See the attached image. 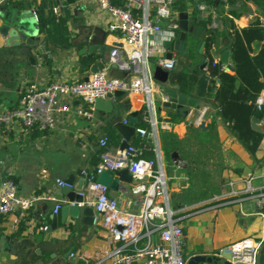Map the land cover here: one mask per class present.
<instances>
[{
    "label": "crops",
    "instance_id": "0c3cea01",
    "mask_svg": "<svg viewBox=\"0 0 264 264\" xmlns=\"http://www.w3.org/2000/svg\"><path fill=\"white\" fill-rule=\"evenodd\" d=\"M18 1L4 0L3 3V0H0V12L7 17L10 13L15 16L18 9L26 8V1L30 9V18L34 20L31 28L37 35L46 39L48 51L42 55L34 51L32 54L34 63L29 59L28 53L25 58L18 60L17 57L13 58L12 54L18 56L19 48L7 47L6 43L10 39L8 32L0 33V93L2 95L0 114L17 107L25 94L26 87L30 84L36 83L43 87L54 81L73 82L85 79L91 72L82 70L80 62L82 56L94 55L96 56L94 62L107 59L112 47L122 44L118 34H109L106 31L102 23L104 14L99 11L96 0H75L72 4L65 0L67 9L74 16L67 21V32L72 36L74 44L69 48L50 42L40 31L38 21L34 17L37 7L43 2L44 15H50L51 7L56 0H22V5H19ZM195 2L189 0L184 12L191 28L202 25L197 20ZM194 11L196 13H193ZM180 14L175 10L174 18L177 21L180 19ZM256 15L253 6L252 10L244 12L240 18L235 19V22L238 26L245 27ZM161 24L162 33L152 38L154 56L151 58V64L154 70L156 67H161L160 59L167 58L170 52L177 53L175 70L179 59L187 61L190 55H193L194 62L208 60L210 64L211 57L214 59L211 50L215 49L220 53L224 50L223 45L228 42L227 37H223L218 45H212L207 51L206 42L201 48V42L206 37L205 30L198 36L189 31L184 32L181 28L178 35H175L169 29L168 20H163ZM2 25L4 23L0 19V26ZM8 25L10 28L18 29L13 18ZM182 32L186 35L184 40L180 39ZM77 34L82 35L77 37ZM85 34H87L86 39ZM90 34L93 37L91 40L88 39ZM30 35L34 34L30 33ZM196 46L197 56L193 54ZM163 48L167 49V54L163 53ZM230 59L229 56L228 63H231ZM112 69L115 70L114 74L111 72ZM228 71L233 74L230 69ZM109 72L112 77H125V72L118 68H111ZM215 80L219 85L220 79L215 78ZM195 92L196 90L192 95ZM165 93L164 86L155 79L152 83V95L158 107L157 119L160 123L165 122L169 126L166 129H159L160 146L162 140L169 151V161H166L164 151L161 149L168 185L171 184V191L188 197L187 203L179 204V210L176 211L182 216L180 223L184 228V246L190 252L187 259L195 254L216 256L222 248L245 238H253L263 243L264 218L258 214L256 198L259 191L264 190V137L256 157H252L229 128L217 122V106L215 98L209 94V88L200 107H192L186 117L163 109ZM114 100L126 103L125 117L128 120L140 115L144 107L142 94L125 93L123 96L114 97ZM77 104L78 101L74 100L72 110L58 117L56 127L45 130L39 136L22 132L16 122L10 125L0 124V179L8 177L14 180L22 196H54L66 203V198L62 195V186L57 181L67 177L69 173L67 162L72 153H81L88 175V171H94L100 160L102 147L99 140L102 137L109 138L108 144L112 149L120 148L124 140L118 129L105 120L108 114L98 110L96 104L91 118L77 114L74 108ZM204 107L206 112L201 117ZM200 117L201 119L197 121ZM130 126L137 129V123ZM143 126L148 127V124L144 123ZM190 127H199L208 134L190 132ZM261 131L264 133V130ZM170 132L174 133V139L168 140L169 136L165 140L164 137L162 139L163 134L165 136ZM109 136H113L114 139H110ZM137 140L139 142L134 145H138L144 138L135 131L130 144ZM248 174H253L254 177L253 190L247 189L245 179ZM134 183V180L131 184L120 181L119 186L126 189L110 188V192L116 197L122 210L138 213L143 207L144 194L132 192ZM197 190L200 192L199 196L193 195ZM216 196H221V201L226 204L201 212L194 210L200 204L213 201ZM55 204V201L48 199L37 202L28 210V214L17 228L11 227L14 215H3L4 221L0 223V264H70L80 260L77 254L89 258L88 262L85 261L86 264H96L100 261L98 259L102 258L103 252L112 247L106 241L101 226L94 225L93 229L80 226L77 230L58 228L47 231L51 227V214L54 213ZM43 226H48L49 229L40 230ZM28 229L33 230L28 231ZM44 237L52 242L38 254L36 249L40 246L39 240ZM65 246L73 247L74 256L71 253L67 259L63 257ZM41 255L48 260L45 262V259H39L38 256ZM218 260V263H224L223 259ZM110 263L111 261L106 260L102 264Z\"/></svg>",
    "mask_w": 264,
    "mask_h": 264
},
{
    "label": "built area",
    "instance_id": "2783aa9c",
    "mask_svg": "<svg viewBox=\"0 0 264 264\" xmlns=\"http://www.w3.org/2000/svg\"><path fill=\"white\" fill-rule=\"evenodd\" d=\"M174 1L125 0L124 5H115L112 0H96L99 11L104 14L102 23L106 31L109 34H118L122 40L121 45H114L110 50L105 67L82 80L54 81L43 87L36 83L30 84L26 87L19 105L0 114V124L10 125L16 122L20 130L26 133L34 125L42 130L54 129L58 117L72 110L74 100L78 101L74 106L76 113L91 118L96 100L106 99L117 90L144 96V107L140 115L142 122L148 124V127L139 126L136 129L144 140L138 145L130 144L125 149H112L109 147L108 137H102L99 140L102 147L100 160L93 174L87 175V204L95 209L93 224L104 229V237L112 246L103 252L102 258L96 264H102L106 260L111 261L110 264H187L188 259L182 250V216L171 206L168 178L159 143V129L169 126L158 121L156 101L152 95V83L155 81L151 64L154 56L152 38L162 33L163 20L169 21V29L177 35L179 22L174 18ZM195 1L197 20L208 29L219 28L221 16L218 9L208 0ZM221 1L227 8L228 0ZM66 5L65 0H56L51 11L59 16L65 11ZM34 17L36 21L39 20L37 13ZM92 38V34L88 35L89 40ZM162 51L168 53L166 48ZM171 53V58L162 57L159 62L166 71L173 70L176 65L177 53ZM218 62L214 60L205 67L208 75L210 68ZM230 64H223L222 68L225 69ZM114 65L126 72V76L109 77V70ZM256 104L258 110H261L264 105V91L258 96ZM205 112L206 107L203 108L201 117ZM124 122L127 123V120ZM258 125L264 130V118L258 121ZM148 151L153 153V157L145 156ZM122 168H127L135 181L132 192L144 194L143 207L138 213L122 210L116 197L111 194L110 187L98 180L105 170ZM253 178V174H248L245 179L248 190H253ZM57 183L60 186L65 184L63 179H58ZM44 199L56 202L54 213L64 204L54 196H22L14 180L8 177L0 179V214L15 216L12 228H17L28 210ZM214 199L196 206L194 210L201 212L226 204L221 201V196ZM216 201L221 202L210 205ZM256 206L258 214L264 218V190L259 191ZM47 228L48 226H43L40 230ZM261 245L260 240L245 238L222 248L216 256L227 264H258ZM71 255L74 256L73 253ZM77 258L89 261L83 254H77Z\"/></svg>",
    "mask_w": 264,
    "mask_h": 264
},
{
    "label": "trees",
    "instance_id": "16d2710c",
    "mask_svg": "<svg viewBox=\"0 0 264 264\" xmlns=\"http://www.w3.org/2000/svg\"><path fill=\"white\" fill-rule=\"evenodd\" d=\"M189 0H175L173 4L174 11L184 13L187 9ZM214 5L221 16L220 27L217 29L205 30V40L207 51L212 45H218L223 37H227L228 42L223 45L224 50L230 52L231 65L229 68H222L219 61L214 67L210 68L211 83L209 94L215 98L217 106V122L229 128L230 132L235 135L238 142L252 155L256 157L260 143L264 137L262 131L252 127L254 117L261 120L264 118V105L258 110L256 100L260 93L264 91V0H228V7L221 0H208ZM115 5H123L124 0H112ZM22 5V0L18 1ZM196 3V2H195ZM45 3L37 7L39 16L38 27L45 37L52 43H59L65 48L73 44L72 36L67 32V21L74 18L71 12L66 9L64 13L57 17L53 13L48 16L44 15ZM255 7L256 17L249 25L240 27L235 22L244 12L252 10ZM193 13H196L194 11ZM181 31L180 26L176 29L178 35ZM82 34H77L80 37ZM87 34H85V39ZM257 46V47H256ZM193 54L198 53L196 49ZM189 51V50H188ZM190 52V51H189ZM96 56L87 55L80 59L82 70H90L91 64L95 61ZM214 59L211 57L210 64ZM230 69L231 72L228 71ZM174 77L176 85L186 93H193L195 89L196 76L187 68L169 71ZM215 78L220 79V84H216ZM2 95L0 93V101ZM137 127L143 126L141 115L137 117ZM45 130L39 129L38 125L29 128L26 133L32 136H39ZM163 132V131H162ZM160 132V134L162 133ZM190 132H199L208 134V132L199 127H190ZM162 135V134H161ZM175 138L174 133L161 136L164 140ZM114 139L113 136H109ZM109 139V138H108ZM140 140V139H139ZM139 140L134 141L137 144ZM112 143V142H111ZM161 149L164 151V159L169 161V151L161 140ZM146 157H153V153L148 152ZM94 171H88L92 175ZM4 221V216L0 214V223ZM39 259L48 260L44 255L38 256ZM260 264H264V250L260 256Z\"/></svg>",
    "mask_w": 264,
    "mask_h": 264
},
{
    "label": "water",
    "instance_id": "95a60500",
    "mask_svg": "<svg viewBox=\"0 0 264 264\" xmlns=\"http://www.w3.org/2000/svg\"><path fill=\"white\" fill-rule=\"evenodd\" d=\"M69 4L75 2V0H67ZM4 3V1H3ZM25 9H18L16 15L12 16L10 13L9 16H4L0 12V19L3 20L4 25L0 26V33L9 35V41H7V47H16L19 48V55L16 56L12 54L13 58L21 60L26 57L28 53L29 59L34 63L33 53L37 51L38 54L42 55L48 51L46 39L36 34V31L31 27V23L34 22L30 18V9L28 8L27 2L25 1ZM16 22L17 28H10L8 25L11 19ZM179 26L184 30V32H192L195 35H200L202 31L206 30V26L203 24L200 26H195L196 28H191L189 26V21L185 13L180 14ZM182 32L180 39L184 40L186 38L185 33ZM30 33L34 35H30ZM36 34V35H35ZM205 40L201 42V48L205 46ZM214 59L220 60L222 64H228L230 52L228 49L223 50L220 53H217L215 49L211 50ZM104 53V52H103ZM189 53V52H188ZM172 53L167 54V58H171ZM188 60L184 61L179 59L178 66L176 70L187 68L193 75L196 76L195 89L196 92L194 95L186 93L179 88L169 73V71L164 70L162 67H156L154 70V78L162 84L165 88V100L162 104L163 109L167 112H176L183 117L189 113L192 107L199 108L202 99L206 98L208 93V88L211 82V77L206 73L205 67L208 65V60H203L202 62H194L193 55L188 56ZM107 59H102L91 64L90 72L95 73L99 70H102ZM194 62V63H193ZM112 68H117L115 65ZM119 70V69H118ZM121 71V70H120ZM126 76V72H125ZM109 77L110 72H109ZM114 78V77H112ZM126 92L122 90H117L112 94H109L106 99H97L95 104L96 108L104 113H107L108 116L105 119L114 125L115 128L123 135L124 140L120 146V149H125L130 145V139L135 134L136 128L130 126V124H135L137 121L136 117L131 119H126V103L116 102L114 97L123 96ZM128 94V93H126ZM157 107V105H156ZM158 109V107H157ZM160 109V108H159ZM127 120V123L124 121ZM258 118L254 117L252 120V127L258 131H261L260 126L258 125ZM84 160L81 159V153L73 152L67 162L68 175L64 179L65 184L62 186V195L66 198V203L64 202L63 206L56 212L52 213V222L50 230H56L58 228L74 229L77 230L80 226H87L89 229H93V220L95 211L92 206L87 204V172L84 165ZM98 180L113 190H125V187L119 186V182H125L131 184L133 182V177L127 168H122L118 170H105L98 178ZM49 229V228H48ZM40 246L36 249V253L40 254L42 249L47 248L52 241L47 238H41L39 240ZM63 257L67 259L70 254L73 252L72 246H65ZM264 250V242L262 243L259 252H258V264H260V256ZM219 258L215 255L208 254H195L188 258L187 264H201V263H210V264H220L218 263ZM70 264H86L84 260H79L78 262H72ZM222 264H227L222 263Z\"/></svg>",
    "mask_w": 264,
    "mask_h": 264
},
{
    "label": "rangeland",
    "instance_id": "374dc122",
    "mask_svg": "<svg viewBox=\"0 0 264 264\" xmlns=\"http://www.w3.org/2000/svg\"><path fill=\"white\" fill-rule=\"evenodd\" d=\"M4 5V4H3ZM197 14V13H196ZM114 69L111 70L112 74H114ZM169 186V193H170V201H171V206L173 208V210L176 212L178 211V205L179 204H183L185 205V203H187V200H188V197L187 196H182L181 194L179 193H176V192H173L171 191V184L168 185ZM199 190L195 191L193 193V195L196 194V196H199ZM195 198V197H194ZM193 199V198H192ZM191 200V199H190ZM198 212V211H196ZM182 250H183V253L185 255V257L187 258V255L190 253L189 251L186 250V247L184 246V241H183V246H182ZM201 264H210V263H201Z\"/></svg>",
    "mask_w": 264,
    "mask_h": 264
}]
</instances>
